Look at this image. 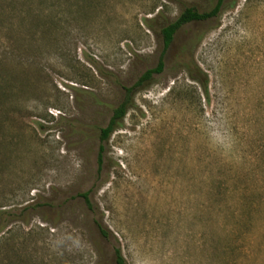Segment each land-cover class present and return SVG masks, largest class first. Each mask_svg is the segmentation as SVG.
<instances>
[{"label": "rangeland", "instance_id": "obj_1", "mask_svg": "<svg viewBox=\"0 0 264 264\" xmlns=\"http://www.w3.org/2000/svg\"><path fill=\"white\" fill-rule=\"evenodd\" d=\"M218 1L35 0L41 21L23 22L21 3L1 15L15 264H119L118 250L123 264H264V0H223L167 48L161 33ZM127 89L134 104L102 141Z\"/></svg>", "mask_w": 264, "mask_h": 264}, {"label": "trees", "instance_id": "obj_2", "mask_svg": "<svg viewBox=\"0 0 264 264\" xmlns=\"http://www.w3.org/2000/svg\"><path fill=\"white\" fill-rule=\"evenodd\" d=\"M34 2L35 0H0V3H1L0 17L1 15L4 16L7 13L15 10L16 5L21 3V5H24L25 8H28V10H25L26 13L24 12V10L18 11V14L23 20V22H26L29 18L31 19V17H34L35 19L40 20V17L42 16V14L38 12L37 14L35 13V10L32 7V4ZM222 4H223V0H219L218 4L215 6L214 9H212L209 12H203V13L197 11L195 8H192V7L186 8L181 13V15L178 17L176 21H174L173 23L169 24L168 26L162 29L161 33L163 36L165 48H167L171 44L176 32L182 26L192 23V22L206 21V20L218 17L221 13ZM53 23L55 24V26L58 25V22L56 20H53ZM7 59H10V56H8ZM163 68H164V63L161 58L157 68L148 70L140 78L138 85H141L144 82L148 81L152 77L153 74L161 73L163 71ZM0 86H1V79H0ZM130 91H131L130 89H127L128 94L126 95L124 101L115 110L114 116L112 117L108 126L102 129V136H101L102 141L107 140L110 137L111 133L114 131V129L117 126L121 125L122 120L127 114V110L134 104L133 99L130 97V94H129ZM10 113H11L10 110L7 109L6 118L10 115ZM0 125H1V122H0ZM80 196L88 200L87 194H83ZM29 211H30V207L29 206L25 207L24 209L21 210L20 216L23 214L26 215ZM15 215H16V212L12 210L0 211V264H15L14 257L17 254L16 252H14L15 247H16L15 236L19 229L16 228L15 225L13 227L12 224H9L11 223L12 218L15 217ZM20 231L23 235V231L21 229ZM102 232L105 236L107 235L105 231L102 230ZM117 255H118L119 264H123L124 260H123V256L120 250L117 251ZM19 264H27V263L25 262V259H22L21 257V263Z\"/></svg>", "mask_w": 264, "mask_h": 264}]
</instances>
